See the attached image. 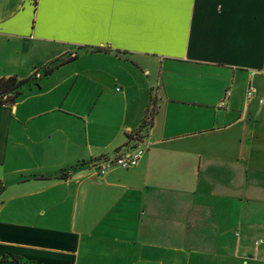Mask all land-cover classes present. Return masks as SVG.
Listing matches in <instances>:
<instances>
[{
    "label": "crops",
    "instance_id": "1",
    "mask_svg": "<svg viewBox=\"0 0 264 264\" xmlns=\"http://www.w3.org/2000/svg\"><path fill=\"white\" fill-rule=\"evenodd\" d=\"M9 77L0 264H264V0H0Z\"/></svg>",
    "mask_w": 264,
    "mask_h": 264
},
{
    "label": "built area",
    "instance_id": "2",
    "mask_svg": "<svg viewBox=\"0 0 264 264\" xmlns=\"http://www.w3.org/2000/svg\"><path fill=\"white\" fill-rule=\"evenodd\" d=\"M258 90L255 86H249L246 94L248 101L257 98ZM231 95V91H226L225 98L218 104L219 109L227 107L228 98ZM258 103L264 106V98H258ZM147 152V147L139 145L132 150L123 149L120 150L114 157L105 158L101 161L92 163L90 166L97 176H105L112 169L122 168L130 170L136 168Z\"/></svg>",
    "mask_w": 264,
    "mask_h": 264
},
{
    "label": "trees",
    "instance_id": "3",
    "mask_svg": "<svg viewBox=\"0 0 264 264\" xmlns=\"http://www.w3.org/2000/svg\"><path fill=\"white\" fill-rule=\"evenodd\" d=\"M51 70L45 71L44 75H49ZM31 79L20 80L17 77H9V78H1L0 79V104L1 105H13L17 102L19 97L22 95V91L24 87L29 84ZM156 114L155 105H151L150 109L148 110L147 116L144 120L143 125L141 128L129 135V141L133 143H141L144 141L146 136L149 133V130L153 124V118ZM3 190L0 187V193Z\"/></svg>",
    "mask_w": 264,
    "mask_h": 264
},
{
    "label": "snow or ice",
    "instance_id": "4",
    "mask_svg": "<svg viewBox=\"0 0 264 264\" xmlns=\"http://www.w3.org/2000/svg\"><path fill=\"white\" fill-rule=\"evenodd\" d=\"M131 2H152V3H163L166 0H131Z\"/></svg>",
    "mask_w": 264,
    "mask_h": 264
}]
</instances>
